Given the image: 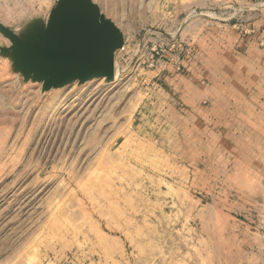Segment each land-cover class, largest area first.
<instances>
[{
    "label": "rangeland",
    "instance_id": "374dc122",
    "mask_svg": "<svg viewBox=\"0 0 264 264\" xmlns=\"http://www.w3.org/2000/svg\"><path fill=\"white\" fill-rule=\"evenodd\" d=\"M55 1L0 0V22L22 34ZM92 1L124 37L112 83L42 92L0 56V264L187 260L202 209L223 198L198 172L176 77L239 86L246 63L264 70V0Z\"/></svg>",
    "mask_w": 264,
    "mask_h": 264
},
{
    "label": "crops",
    "instance_id": "0c3cea01",
    "mask_svg": "<svg viewBox=\"0 0 264 264\" xmlns=\"http://www.w3.org/2000/svg\"><path fill=\"white\" fill-rule=\"evenodd\" d=\"M245 66L246 72L235 74L239 86L211 72L190 80L176 77L185 90L182 105L194 116L189 121L192 156L207 157L206 170L198 172L208 184L219 183L215 188L224 194L198 216L189 258L176 255L173 264H264V70L260 62ZM217 95L224 97L221 108ZM219 109L240 114L209 118ZM233 127H239L238 136L231 134Z\"/></svg>",
    "mask_w": 264,
    "mask_h": 264
},
{
    "label": "water",
    "instance_id": "95a60500",
    "mask_svg": "<svg viewBox=\"0 0 264 264\" xmlns=\"http://www.w3.org/2000/svg\"><path fill=\"white\" fill-rule=\"evenodd\" d=\"M8 47L0 56L25 82L42 92L92 80L114 81V57L124 44L119 28L92 0H56L46 22H31L22 34L0 22Z\"/></svg>",
    "mask_w": 264,
    "mask_h": 264
},
{
    "label": "built area",
    "instance_id": "2783aa9c",
    "mask_svg": "<svg viewBox=\"0 0 264 264\" xmlns=\"http://www.w3.org/2000/svg\"><path fill=\"white\" fill-rule=\"evenodd\" d=\"M125 49V45L123 44L122 48L120 49V51L124 50Z\"/></svg>",
    "mask_w": 264,
    "mask_h": 264
}]
</instances>
